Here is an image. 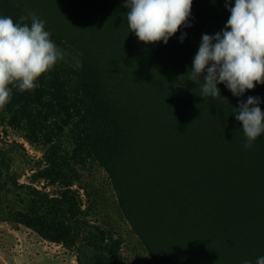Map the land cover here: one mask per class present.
I'll use <instances>...</instances> for the list:
<instances>
[{
    "label": "rangeland",
    "instance_id": "rangeland-1",
    "mask_svg": "<svg viewBox=\"0 0 264 264\" xmlns=\"http://www.w3.org/2000/svg\"><path fill=\"white\" fill-rule=\"evenodd\" d=\"M78 3L0 0V16L35 14L62 52L0 109V264H256L264 134L246 148L234 114L249 96L264 111V84L202 97L187 75L202 35L225 28L205 9L226 0H193L167 44L140 42L107 3L92 18Z\"/></svg>",
    "mask_w": 264,
    "mask_h": 264
},
{
    "label": "clouds",
    "instance_id": "clouds-1",
    "mask_svg": "<svg viewBox=\"0 0 264 264\" xmlns=\"http://www.w3.org/2000/svg\"><path fill=\"white\" fill-rule=\"evenodd\" d=\"M192 4L193 0H126L130 32L145 44H167L181 27L191 26ZM228 11L231 14L222 32L202 35L187 73L192 82L203 78L202 97L221 96L217 87L221 83L237 97L264 84V0H235ZM29 18L30 26L24 23ZM20 21L0 16V109L10 102L13 87L20 92L34 90L38 79L62 59L44 21L35 14L22 16ZM185 35H181V42ZM259 104L258 97L249 96L234 114L242 124L246 148L264 134V111ZM256 264H264V256Z\"/></svg>",
    "mask_w": 264,
    "mask_h": 264
},
{
    "label": "trees",
    "instance_id": "trees-1",
    "mask_svg": "<svg viewBox=\"0 0 264 264\" xmlns=\"http://www.w3.org/2000/svg\"><path fill=\"white\" fill-rule=\"evenodd\" d=\"M79 1H80V3H78L79 9L86 14H90L91 18H92V13L97 12V11H93L95 8H97L101 11H108V8L105 6V3L109 4V6L112 7V9H114L116 12L120 13L121 15H126L127 11H128V9L125 7L126 0H79ZM210 4H209L210 7L215 6L213 4H211V5ZM223 4H221V6L218 8L219 11L218 10H216V11L212 10L210 7H209V9L211 11L210 10L207 11L206 9H205V11L207 12L208 17H215V20L220 25H223L225 27L227 20H228L231 13L228 11V9L223 10L224 8H228V6L225 7V6H223ZM75 5L77 6L76 1H75ZM75 5L71 3L69 5V7H71L73 10H75L76 9ZM160 59H161V57H159L155 63V67L159 69L160 76L163 79L166 77L165 79L169 80V81H172L173 78L175 77V81H176L177 75H178L177 71H175L176 76H175V73H173L171 71H168L165 74V71H164L165 62L161 61ZM166 168L169 172H174V171H176V169L179 168V166L177 164V167H173L171 165V161L170 162L168 161V162H166ZM98 264H110V262L106 258H100Z\"/></svg>",
    "mask_w": 264,
    "mask_h": 264
}]
</instances>
